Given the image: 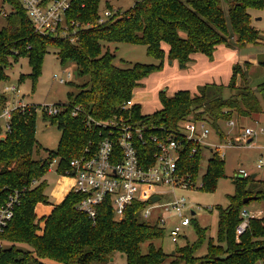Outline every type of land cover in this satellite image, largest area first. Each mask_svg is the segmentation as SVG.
<instances>
[{"label": "trees", "instance_id": "trees-1", "mask_svg": "<svg viewBox=\"0 0 264 264\" xmlns=\"http://www.w3.org/2000/svg\"><path fill=\"white\" fill-rule=\"evenodd\" d=\"M3 1L11 4L13 11L0 30V82L6 78L4 65L10 55L14 58L28 55L32 75L37 77L48 46L57 48L62 64L74 63L77 76H87V81L74 95L69 94V101L57 103L62 105L61 113L44 117L62 130L57 149L47 157H34L40 150L36 139L38 114L34 111L17 114L12 132L0 140V205L7 201L10 192L20 193L12 219L0 232V264H47L44 258L61 264H103L116 252L126 255V264H162L168 256L170 264H264V218L251 217L242 234L237 236L236 231L247 205L244 199L249 196L264 199V181L257 177H236L235 194L229 196L227 206H218V236L209 239L203 255L197 252L207 239V228L199 224L195 225L196 241L177 246L171 254L157 246L154 241L163 239L166 230L155 222L140 219L144 202H132L124 217L116 219L107 198L98 206L93 220L76 208L83 194L71 190L50 214L38 217L35 212L37 203L50 204L43 177L54 158H58L57 171L66 174L73 159L94 154L108 132L96 125L97 121L123 117L145 125L148 137L177 133L179 122L193 117L210 121L223 134L221 120L233 119L236 114L245 117L261 114L264 82L256 90L247 82L237 87L235 76L239 71L245 75L240 65L234 66L233 78L227 85L207 83L195 95L189 90H179L168 97L162 91L161 109L152 114H142L137 103L130 110H124L123 106L143 86V80L161 68L166 55L168 60L186 65L194 53H203L213 60L220 44L240 48L256 43L260 33L252 25L249 10L263 9L264 0H135L130 10L118 9L103 22H99L100 0H72L67 20L81 24L75 42L37 32L19 0ZM109 42L143 44L147 54L161 62L118 65L116 52L106 46ZM261 63L264 66V61ZM226 89L234 92L226 97ZM76 107L80 111L73 115ZM194 146L192 142L186 143L180 170L196 180L204 155L203 148L197 145V151L190 156L188 150ZM157 150L158 145L152 141L139 142L142 164H152ZM222 175L224 159L211 152L201 188L213 191ZM144 244L148 246L147 252L143 251Z\"/></svg>", "mask_w": 264, "mask_h": 264}, {"label": "rangeland", "instance_id": "rangeland-1", "mask_svg": "<svg viewBox=\"0 0 264 264\" xmlns=\"http://www.w3.org/2000/svg\"><path fill=\"white\" fill-rule=\"evenodd\" d=\"M134 3L135 0H100L99 12L101 15L108 9L128 11L133 7ZM0 8H5L9 12L13 11L11 4L3 0H0ZM249 11L252 15V25L260 33V38L256 43L250 42L240 48H232L225 44H220L216 47L213 60L203 53H198L194 55V61L188 62L184 67H181L178 60H173L172 64L169 63L166 55L161 68L146 77L144 86L134 91L133 100L140 105L142 114H152L161 109L162 91H165L168 97L179 90H189L195 95L198 93L199 87L207 83L229 84L233 78L235 65H240L245 73L244 75L241 71L238 72L234 79L235 85L242 87L247 82L253 90H256L264 82V66L261 63L264 61V8L250 9ZM6 25V18H0V30ZM164 45L165 47L167 46V44ZM106 46L111 51L116 52L115 63L124 67L129 62L148 64L161 62L148 55L146 46L143 44L109 42ZM165 49L166 51L168 50V48ZM57 51V48L54 46L47 47L37 77L32 75L33 68L28 55L22 54L17 58H14V55H10L8 57V63L4 65L6 78H4L0 86L3 87L6 83L18 84L22 89V93L26 95V101L32 103H66L69 101V94L72 93L74 95L79 91L81 88L80 85L87 81V76L78 77L75 75L71 82L68 83H59L58 80L54 79L56 73L62 74L67 70L76 72V65L74 63H61ZM122 60L128 63H124ZM232 92L234 91L226 89L225 96H230ZM233 119L237 121V124L234 126L228 125L223 120L220 121V126L223 131L221 136L224 135L225 132L223 129H225L232 133L239 145L224 149V175L218 178L216 188L213 191L201 188V184L203 183L202 176L207 170L208 159L211 155L210 148L207 146L203 148L204 158L201 161L196 187L178 186L175 188V191L170 193L169 187L162 188L166 190V193L162 195V199L155 206L153 215H164L166 218V232L163 239H158L154 242L157 246H161L167 254H171L177 246H183L196 241V224L207 228V239L197 254L203 255L207 252L209 239H216L218 236V206H227L229 196L235 194L236 184L234 181L236 177H243L238 175L240 168L247 170L250 175L258 173L256 179L264 181V162L261 169L257 168L259 159L262 158L264 160V111L261 114H253L250 117L236 114ZM248 126L258 131V134L251 137L253 140L250 143H248L247 139L240 136L244 128ZM61 136L62 130L58 128L56 123H52L49 119L45 120L38 115L36 139L40 150L34 153V157H47L50 151L56 150ZM206 140H216L213 131L210 138ZM72 177V175L59 173L54 165L50 167L43 177V180L47 182L45 193L48 196L49 202L56 203L60 200L62 194L68 190L71 191ZM180 197H185L187 201L186 214L194 219V223L184 229L178 242H173L169 234V229L178 222V217L174 213L166 210L165 205ZM246 204L245 210L250 212L254 211L257 215H260L258 213L262 210L264 218V199H254ZM190 206L194 207V214ZM49 207V204L39 202L36 204L35 212L39 216L47 213L50 209ZM140 219L149 221L142 216H140ZM21 246L25 248L29 247L26 244H22ZM147 250L148 246L144 244L143 251L147 252ZM43 261L47 264H60L49 258H44ZM170 261L171 256H168L162 264H170ZM103 264H126V255L121 252H116L109 262Z\"/></svg>", "mask_w": 264, "mask_h": 264}, {"label": "built area", "instance_id": "built-area-1", "mask_svg": "<svg viewBox=\"0 0 264 264\" xmlns=\"http://www.w3.org/2000/svg\"><path fill=\"white\" fill-rule=\"evenodd\" d=\"M26 10L35 30L42 34H54L69 38L71 42L77 39V32L81 27L78 22L67 20L66 12L71 7L72 0H19ZM106 10L100 15L99 22L105 21L115 11ZM11 12L0 8V18H6ZM84 27V25H83ZM75 77V71L67 70L62 74L56 73L54 79L59 83H68ZM1 80V82H3ZM0 82V85H1ZM135 104L133 98L128 100L124 110H130ZM36 112L43 119L58 115L62 111L60 104H36L26 101L25 93L18 84L6 83L0 86V140H4L13 130L14 117L17 114ZM79 107L73 110V115L79 113ZM230 126L237 124L234 119L226 120ZM96 125L107 128V134L101 139L93 155L75 158L70 162V168L66 170L67 175L74 178V191L83 194V199L78 202L76 208L89 215L93 220L98 213V206L107 198L110 199L116 219H122L128 205L134 201L146 203L139 214L149 222H155L165 230L166 218L164 215L154 216V208L166 193L165 187L170 192L175 191L178 186L196 187V180L190 175L185 176L181 172L180 159L185 150L187 142L195 144L189 149L190 156L197 151V145L202 148L206 146L210 151L217 152L221 158L224 149L239 145L235 137L229 131L224 130V136L212 126L206 119H195L188 117L179 122L177 133L165 135H145V125L125 120L123 117L112 118L107 121H97ZM264 130V128H263ZM213 133L215 141H207ZM258 134L253 127H245L240 136L248 140ZM253 140V139H252ZM152 141L158 145L154 152V161L146 166L142 164L139 156L138 144ZM264 160L261 158L257 168L263 167ZM58 158H54L50 164L57 166ZM238 175L251 176L244 168H240ZM203 183L201 184V186ZM161 196L157 202H152L155 196ZM20 193L14 190L9 193L5 203L0 205V232L8 225L14 215V208L19 203ZM166 210L178 217V222L169 229L173 242H178L184 229L192 224L188 214L187 201L185 197L176 198L165 205ZM191 211L193 206H190ZM200 208V207H199ZM195 212V211H194ZM257 215L254 211L242 212L243 220L237 226V236L242 234L248 226L251 217H263V211ZM153 217V218H152ZM151 220V221H150ZM259 264H262L260 262Z\"/></svg>", "mask_w": 264, "mask_h": 264}, {"label": "water", "instance_id": "water-1", "mask_svg": "<svg viewBox=\"0 0 264 264\" xmlns=\"http://www.w3.org/2000/svg\"><path fill=\"white\" fill-rule=\"evenodd\" d=\"M169 63H173V60H169ZM185 65L184 64H181V67H184ZM75 75L77 76L78 75V72L76 71L75 72ZM252 141V139H250L249 140V142H251ZM257 174L258 173H253L252 175H251V178H256L257 177ZM161 199V196H158V195H155L153 198H152V202H157V201H159ZM254 199H258V196H249V197H247V198H245L244 199V203H249L251 200H254ZM195 212H193V214H194ZM162 261H163V259H162Z\"/></svg>", "mask_w": 264, "mask_h": 264}, {"label": "crops", "instance_id": "crops-1", "mask_svg": "<svg viewBox=\"0 0 264 264\" xmlns=\"http://www.w3.org/2000/svg\"><path fill=\"white\" fill-rule=\"evenodd\" d=\"M166 48H168V46H166ZM195 54H198V53H194V54L192 55V61H194L193 57H194ZM144 81H145V79L143 80V86H144ZM143 86H142V87H143ZM140 88H141V87H140ZM138 89H139V88H138ZM138 89H136V90H138ZM136 90H135V91H136ZM175 91H176V90H175ZM175 91H174V92H175ZM174 92H173V93H174ZM173 93H172V94H173ZM194 93H196V92H194ZM72 179H73V182H72V184H71V189H70V190L73 189V185H74V178L72 177ZM69 192H70V191L68 190L67 192H65L64 194H62L60 200H58L56 203H51V202H50V204H49V206H50V207H49V208H50L49 211H48L47 213H43V214H41V215H42V216H45V215L50 214L51 211H52V209H53V207H54V205L60 203V202L63 200V198H64L65 196H67V194H68ZM41 215H39V216L37 215V216H38V217H42ZM60 264H61V263H60Z\"/></svg>", "mask_w": 264, "mask_h": 264}]
</instances>
